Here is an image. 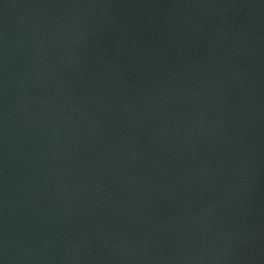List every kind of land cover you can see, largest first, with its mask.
<instances>
[{
  "label": "water",
  "instance_id": "1",
  "mask_svg": "<svg viewBox=\"0 0 264 264\" xmlns=\"http://www.w3.org/2000/svg\"><path fill=\"white\" fill-rule=\"evenodd\" d=\"M0 264H264V0H0Z\"/></svg>",
  "mask_w": 264,
  "mask_h": 264
}]
</instances>
